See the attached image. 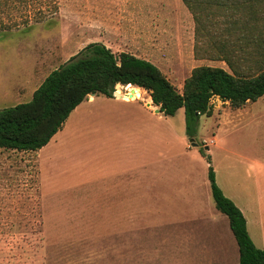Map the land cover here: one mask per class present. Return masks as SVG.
<instances>
[{"label":"rangeland","instance_id":"rangeland-1","mask_svg":"<svg viewBox=\"0 0 264 264\" xmlns=\"http://www.w3.org/2000/svg\"><path fill=\"white\" fill-rule=\"evenodd\" d=\"M2 9L11 13L3 23L12 29L0 25V109L29 103L35 90L21 93L16 85L34 72L42 84L94 43L154 63L179 91L197 67L230 71L224 61L196 57V24L182 0H0ZM140 90L143 98L128 104L119 95H98L38 152L0 149V264H239L229 220L212 197L210 165L225 195L245 209L254 244L264 250V154L251 152L264 144V97L240 110L213 98L212 116L200 118L191 138L184 109L157 114ZM117 111L137 119L120 117L118 127ZM249 174L258 188L245 186ZM196 183L209 199L199 214L206 231L186 226L187 239L174 211L183 210L184 193L191 195ZM129 191L136 200L121 213L116 194ZM216 217L218 224L210 223Z\"/></svg>","mask_w":264,"mask_h":264},{"label":"trees","instance_id":"trees-1","mask_svg":"<svg viewBox=\"0 0 264 264\" xmlns=\"http://www.w3.org/2000/svg\"><path fill=\"white\" fill-rule=\"evenodd\" d=\"M195 20V55L224 61L230 71L200 66L179 91L154 63L131 53L116 55L102 44H91L86 54L71 58L54 70L34 92L33 99L0 109V149L38 152L63 128L72 112L90 95L114 97L118 84L150 94L165 116L185 110L186 133L194 138L200 118L212 116L213 98L240 110L264 96V0H182ZM7 6V4H3ZM5 30L12 27L3 23ZM14 19V18H13ZM32 26L33 21L22 20ZM17 20L15 27L20 28ZM4 30V31H5ZM207 160L211 163V158ZM208 177L218 211L226 215L239 247V264H264V250L255 246L242 211L219 187L214 168Z\"/></svg>","mask_w":264,"mask_h":264},{"label":"crops","instance_id":"crops-1","mask_svg":"<svg viewBox=\"0 0 264 264\" xmlns=\"http://www.w3.org/2000/svg\"><path fill=\"white\" fill-rule=\"evenodd\" d=\"M39 75H38V72H34L33 73V76L31 77V78H29L28 80H26V81H24L23 83H21V84H18V85H16V87L14 88V91H18V92H21V93H27L29 90H37L40 86H41V84H40V82H38L37 80H39ZM44 82V81H43ZM36 88V89H35ZM138 89H140V88H138ZM34 91V92H35ZM98 95H95V94H93V95H90L80 106H78L77 107V109L78 108H82V107H84V108H87V106H86V104H88V105H92V104H94L96 101H97V97ZM264 97V96H263ZM117 98V97H116ZM124 103H126V104H128V103H132L133 101H138V100H141V99H138V100H132V101H126V100H124V99H122V98H120ZM261 99V98H260ZM152 100V99H151ZM250 104V103H249ZM248 105V104H247ZM148 107L150 108V110H151V108H154L153 106H152V102L151 101H149L148 102ZM151 112H153L152 110H151ZM154 113V112H153ZM157 113V112H156ZM157 114H160V115H162L163 113H161V112H159V113H157ZM116 118H117V122H116V124H117V126L118 127H123V126H121V119H120V117H122V118H124V119H131L132 118V120H134V119H137V117L136 116H134V118L131 116V114L130 113H128V112H116V116H115ZM130 125L131 124H129L128 126L130 127ZM145 127H147V126H145ZM152 126L150 125L149 126V130L150 131H152ZM162 129V128H161ZM159 139H160V146L162 147V144H163V134H162V132H161V134H160V137H159ZM164 142H167L166 141V139H164ZM212 142H213V144L212 145H214L216 142H215V140H212ZM51 143V142H50ZM49 143V144H50ZM48 144V145H49ZM251 152H253V154H256V155H262V154H264V144H258V145H256V146H254V148H252L251 149ZM40 154H41V152H40ZM249 156H252L251 154H248ZM253 156H255V155H253ZM242 158H244V160L246 161H248L249 160V157L247 156V157H243L242 156ZM152 166V164H148V165H146V166H144L145 168L146 167H151ZM260 166V165H259ZM263 167H264V165H263ZM149 174H148V177H149V180H148V182H149V186L151 185V176H152V171L150 170L149 172H148ZM258 176V175H257ZM145 177H147V175H145ZM252 177V176H251ZM259 177V176H258ZM248 178H250V174L248 175V177L246 178V177H243L242 179H244V184H246L245 186H247V187H251V183H253V184H255L254 182H258V181H256V179L254 178L253 180H251V179H248ZM260 178V177H259ZM185 179V181H187L186 183H190V181H191V177L190 176H187V177H185L184 178ZM246 179V180H245ZM216 180H217V175H216ZM261 180V179H260ZM248 181H250V182H248ZM242 183H243V180H242ZM146 184H147V180L145 179V181H144V185L146 186ZM217 184H218V182H217ZM129 185L131 186V184L129 183ZM135 185H136V182H133V184H132V191H135ZM256 185V184H255ZM126 188H128L127 186H125ZM203 185H200V184H197L196 183V186H192L191 188H190V191H192V194L191 195H189V196H187V192L189 191V190H187V191H185V193H184V196H185V198H184V200L182 201V203H181V207H182V211L180 212V211H174V212H178V214L177 215H179V216H177V223L178 224H182V226H183V230H184V236L186 235V238L188 239L189 237H188V234H187V230L185 229V227L186 226H190V225H193L194 227L196 226V224H199V225H201V226H204V230L206 231V224H205V221H207V220H203V219H201V218H199L200 217V215L199 214H201V213H203L202 212V210H201V208H202V205L204 204V203H209V199H208V196H206V198H204L203 197V195L201 194V192H200V190H202L203 191ZM220 187V186H219ZM221 188V187H220ZM256 188H258L257 187V185H256ZM129 190V189H128ZM210 190H211V184H210ZM132 191H129V194H127L126 192H125V194L124 195H121L120 197L116 194V198H118V200H122L120 203H118L116 206H114L115 208H123V209H121V210H118L119 212H121V213H127V209H124V206L123 205H125L126 203H130L131 202V200H136V196L135 195H132L131 194V192ZM224 192V191H223ZM211 193H212V190H211ZM98 194V196H100V194L101 193H97ZM104 194H106V193H104ZM225 194V193H224ZM105 197H106V199H108L109 197H110V195L107 193L106 195H105ZM195 197V198H194ZM213 197V196H212ZM227 197V196H226ZM133 198V199H132ZM128 200V201H127ZM232 200V199H231ZM233 201V200H232ZM118 202V201H117ZM234 202V201H233ZM156 203H158V201L157 200H154V201H152V205H157ZM235 203V202H234ZM236 204V203H235ZM160 205V204H159ZM238 207V206H237ZM114 208V209H115ZM155 208H157V207H154V209ZM241 211H242V213H243V215L245 216V218H246V221H247V227H248V231L250 230L249 228V220H248V216L245 214L246 213V211H245V209H243L242 207H238ZM124 210V211H123ZM136 213V211L134 210L132 213L130 212V214H135ZM159 214H161V215H166L167 216V214H175V213H159ZM198 214V215H197ZM188 216H192V217H188ZM227 217V216H226ZM228 218V217H227ZM218 218L216 217V219L215 220H213V221H211L210 223H214V225H215V223L216 224H218ZM229 220V219H228ZM206 223H208V222H206ZM209 223V224H210ZM229 225H230V222H229ZM232 231V230H231ZM249 234H250V236H251V233H250V231H249ZM251 238H252V236H251ZM253 240V239H252ZM254 242V241H253ZM238 249H239V247H238ZM240 255V254H239Z\"/></svg>","mask_w":264,"mask_h":264},{"label":"bare ground","instance_id":"bare-ground-1","mask_svg":"<svg viewBox=\"0 0 264 264\" xmlns=\"http://www.w3.org/2000/svg\"><path fill=\"white\" fill-rule=\"evenodd\" d=\"M123 94H125L124 99L126 101L138 100L143 98L142 97L143 94H141V90L132 85L125 86L123 89L119 91V96H121L120 98H122Z\"/></svg>","mask_w":264,"mask_h":264},{"label":"water","instance_id":"water-1","mask_svg":"<svg viewBox=\"0 0 264 264\" xmlns=\"http://www.w3.org/2000/svg\"><path fill=\"white\" fill-rule=\"evenodd\" d=\"M124 87L125 86H122L121 84H118L116 88L119 89V88H124ZM114 96L116 97V96H118V94L114 93ZM156 112L159 113L161 111H160V109H157ZM192 142H194V140H192ZM193 146H198V145L196 143H194ZM206 149L208 150L209 148L207 147Z\"/></svg>","mask_w":264,"mask_h":264},{"label":"built area","instance_id":"built-area-1","mask_svg":"<svg viewBox=\"0 0 264 264\" xmlns=\"http://www.w3.org/2000/svg\"><path fill=\"white\" fill-rule=\"evenodd\" d=\"M115 93H117L119 95V90L116 88ZM117 98H119V96H116Z\"/></svg>","mask_w":264,"mask_h":264}]
</instances>
